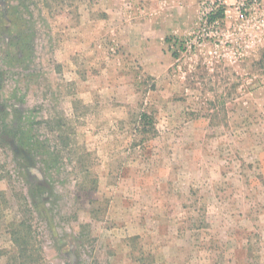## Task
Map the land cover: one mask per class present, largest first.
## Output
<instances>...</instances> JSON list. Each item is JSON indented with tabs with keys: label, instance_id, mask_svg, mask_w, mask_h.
Returning <instances> with one entry per match:
<instances>
[{
	"label": "rangeland",
	"instance_id": "rangeland-1",
	"mask_svg": "<svg viewBox=\"0 0 264 264\" xmlns=\"http://www.w3.org/2000/svg\"><path fill=\"white\" fill-rule=\"evenodd\" d=\"M157 1L0 0V264H264V0L178 63L216 0Z\"/></svg>",
	"mask_w": 264,
	"mask_h": 264
},
{
	"label": "built area",
	"instance_id": "built-area-1",
	"mask_svg": "<svg viewBox=\"0 0 264 264\" xmlns=\"http://www.w3.org/2000/svg\"><path fill=\"white\" fill-rule=\"evenodd\" d=\"M257 2L258 1L255 0L254 3H257ZM204 5L205 4H203V8L201 9L199 21L197 23V27L194 33L191 36L184 37V38L174 36L175 38L183 42V50L182 51L177 50L179 52L177 59H175L177 63L180 62L184 58V56L192 53L194 50L198 48L205 46V44L208 42L213 41L217 43L218 40L216 38L219 35H221L222 34L221 32L224 31L225 29V25L227 23L229 15L224 5V0H221V1L216 0L210 7L204 6ZM221 7L225 8L224 19L218 18V19H214L213 21H210L211 16L216 15ZM250 9L252 10V8L246 7V5L243 3H240L238 6V10L240 14L239 18L242 21V23L240 24L239 29L236 33H240L242 34V36L237 35V38H235V40L238 44H240L239 41H241L240 40L241 38L243 41L242 44H240L241 50H242V52L239 54L240 59L246 57L248 50L252 46H254L255 41H256L255 37L252 35V32H249V30L246 29V27L250 26V23L252 22V18H251L252 11ZM141 12L143 13L144 11L141 10ZM260 21L261 22L258 25V28H261V27L264 28V15L263 14H262V18ZM243 35L244 37L247 35L249 39L246 40L243 37ZM169 48L173 50V42L169 44ZM244 48L246 49L244 50Z\"/></svg>",
	"mask_w": 264,
	"mask_h": 264
},
{
	"label": "trees",
	"instance_id": "trees-1",
	"mask_svg": "<svg viewBox=\"0 0 264 264\" xmlns=\"http://www.w3.org/2000/svg\"><path fill=\"white\" fill-rule=\"evenodd\" d=\"M225 17V8L221 7L216 15L211 16L210 21L214 19H224ZM173 42V58L177 59L179 52L177 50H183V42L174 36H170L166 39V43L169 45ZM146 117V116H143ZM14 145V143H13ZM12 241L17 246L18 255L21 261V264H40L35 253L29 249L30 240H31V227L25 222L18 221L12 225L11 230Z\"/></svg>",
	"mask_w": 264,
	"mask_h": 264
},
{
	"label": "crops",
	"instance_id": "crops-1",
	"mask_svg": "<svg viewBox=\"0 0 264 264\" xmlns=\"http://www.w3.org/2000/svg\"><path fill=\"white\" fill-rule=\"evenodd\" d=\"M122 1H123V7H122L120 13L122 14L123 18L125 19V22L127 23V25H125L124 27L129 28V27H132L133 24L138 25V21H140L142 18H144L143 15L145 14V10L142 13L141 12L142 7H139V6L142 5L143 3H147L148 0H122ZM113 4L118 5V2H114V0H113ZM168 5H169L168 1H165V0H158L157 1L156 6H155L156 7L155 8L156 9L155 10L156 11L155 17L153 19L155 21L152 23L156 24V23H161L164 21L171 23V20H168V18L163 17V16L168 14L167 10H165ZM173 29H174L173 31L171 30L172 32H167V34L165 33V34H163V36H161V39L163 40V42L166 39V37H165L166 35L178 36L177 34L179 33L180 30L178 32H175L176 31L175 28H173ZM153 30H154V28L152 25V31Z\"/></svg>",
	"mask_w": 264,
	"mask_h": 264
}]
</instances>
